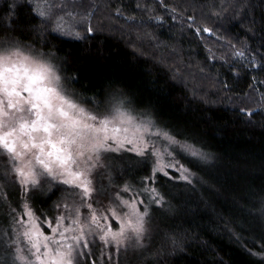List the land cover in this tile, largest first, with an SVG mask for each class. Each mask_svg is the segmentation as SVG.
I'll return each mask as SVG.
<instances>
[{
  "label": "trees",
  "instance_id": "trees-1",
  "mask_svg": "<svg viewBox=\"0 0 264 264\" xmlns=\"http://www.w3.org/2000/svg\"><path fill=\"white\" fill-rule=\"evenodd\" d=\"M81 3L92 13L93 33H84L85 25L79 28L84 40L47 33L41 41L30 30L39 20L23 0H0V39L12 35L55 53L70 91L81 102L123 93L138 112L149 110L161 126L211 156L208 162L190 156L181 159L195 174L191 184L175 172L158 174L152 186L166 203L151 205L148 251L122 249L117 256L113 248L110 264H260L261 258L249 255L247 249L258 252L264 243V107L254 102L264 92V71L245 68L247 59L229 65L219 57L231 59V41L237 47L246 44L247 56L255 53L264 58V0ZM10 18L14 31L8 27ZM204 26L215 35H197L195 28ZM209 49L217 59L210 57ZM224 80L230 86L227 90L220 83ZM241 108L253 109L254 115L241 113ZM113 155L117 157L112 163L114 183L127 181L139 192L136 186L148 174L144 166L136 163L134 153ZM150 167L151 161L149 171ZM3 172L0 160V241L5 233H12L13 217L23 212L25 199L20 185L12 176L5 179ZM103 182L107 184L106 179ZM61 195L58 191L48 199L28 194L27 199L39 216ZM138 198L147 202V194ZM100 247L98 240L91 245L95 256L90 261L100 264ZM4 254L0 243V260Z\"/></svg>",
  "mask_w": 264,
  "mask_h": 264
},
{
  "label": "snow or ice",
  "instance_id": "snow-or-ice-1",
  "mask_svg": "<svg viewBox=\"0 0 264 264\" xmlns=\"http://www.w3.org/2000/svg\"><path fill=\"white\" fill-rule=\"evenodd\" d=\"M160 2L163 4V0ZM23 3L39 20L30 30L41 41L47 33L84 40L86 36L79 28L85 25L84 33L95 31L90 23L92 13L84 10L81 0ZM188 20L194 22L195 17ZM8 27L15 30L11 18ZM195 32L215 35L207 26L196 27ZM228 46L231 59L227 55L219 57L224 63L247 59L245 68L264 71V58L255 53L247 56L246 44L237 47L228 41ZM209 52L212 59H217ZM59 59L51 50L45 52L15 36L0 39V160L4 161L5 179L12 176L25 195L22 215L13 217L12 233H5L0 241L5 253L0 264H98L95 259L89 260L95 256L91 245L97 240L101 245L100 264H110L113 248L117 256L122 249L125 253L129 249L148 251L145 238L151 231V205L164 207L166 203L165 196L152 186L158 174L168 176L167 169L175 168L179 179L191 184L195 174L176 159L177 155L204 162L211 159L196 143L179 139L157 123L149 110L138 112L123 93L111 92L104 101L94 97L81 102L78 94L69 90ZM252 80L255 82L256 77ZM220 83L225 90L230 87L227 80ZM254 102L264 107V92H259V100ZM85 103L91 107H85ZM240 112L254 115L251 108H241ZM125 152L134 153L136 163L148 173L136 186L139 192L127 181L122 185L113 181L112 163L117 158L113 154ZM166 158L170 159L166 162ZM58 191L61 197L47 213L38 216L28 194L51 199ZM128 193L134 194L126 198ZM142 194H147V202L138 198ZM113 223L118 227L113 228ZM42 224L50 232L46 233ZM247 251L264 264V243L258 252Z\"/></svg>",
  "mask_w": 264,
  "mask_h": 264
},
{
  "label": "rangeland",
  "instance_id": "rangeland-1",
  "mask_svg": "<svg viewBox=\"0 0 264 264\" xmlns=\"http://www.w3.org/2000/svg\"><path fill=\"white\" fill-rule=\"evenodd\" d=\"M68 88H69V90H70V87H69V84H68ZM85 107H87L86 105H84ZM184 156H187V155H177V157H176V159H178L179 161H180V163H182L183 164V162L181 161V159L184 157ZM167 159H170V158H166V162H167ZM185 166V165H184ZM186 167V166H185ZM187 168V167H186ZM167 171L169 172V174L171 173V172H175V173H177L179 176H180V173L177 171V169H175V168H169V169H167ZM126 198H129V197H126ZM23 213V212H22ZM22 213L21 214H19V215H22ZM18 215V216H19ZM17 216V217H18ZM25 219H27V217H25ZM112 218L110 217V220H111ZM41 227H42V225H41ZM46 227H47V225H46ZM116 227H118V224H116V223H113V228H116ZM43 228V227H42ZM44 230H45V232L47 233V232H50V229H48V227L45 229V228H43ZM22 230V229H21Z\"/></svg>",
  "mask_w": 264,
  "mask_h": 264
}]
</instances>
